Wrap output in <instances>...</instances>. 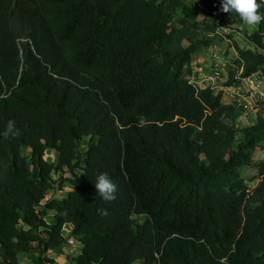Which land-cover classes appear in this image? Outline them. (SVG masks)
Here are the masks:
<instances>
[{"label": "trees", "instance_id": "trees-1", "mask_svg": "<svg viewBox=\"0 0 264 264\" xmlns=\"http://www.w3.org/2000/svg\"><path fill=\"white\" fill-rule=\"evenodd\" d=\"M199 4L0 0V264L55 263L67 225L82 245L69 264H264V160L255 188L245 178L264 116L240 128L223 91L192 81L226 38V87L264 75V21L242 48L217 23L239 15ZM101 173L115 200L96 193ZM55 185L70 190L43 205Z\"/></svg>", "mask_w": 264, "mask_h": 264}, {"label": "rangeland", "instance_id": "rangeland-1", "mask_svg": "<svg viewBox=\"0 0 264 264\" xmlns=\"http://www.w3.org/2000/svg\"><path fill=\"white\" fill-rule=\"evenodd\" d=\"M189 2L194 4L196 7H199L200 5L199 0H189ZM217 23L219 25V32L224 36L228 34H233L234 42H237L240 47L242 48L253 47V44L248 42V36L256 30L258 24L251 26L249 25L238 26V24L234 20L229 19L227 17H219ZM226 52H228V54ZM214 53H217L219 55L220 54L224 55V59L225 56H227L228 58L227 57L226 58L229 59L230 62L238 57V52L235 46L233 45V43H230L229 39L226 38L223 42H221V44L217 46H212L202 51L200 55L195 56L194 60H196L199 56L198 66L196 64L194 65L195 71L203 68V63H207L208 61L210 62L211 59L217 60V58L214 57L215 56ZM222 62L225 65V71H223L224 74H221L219 72L220 68L216 67L218 69L213 74L212 73H210L209 75L206 74V77L204 79L194 78L195 83L198 84L200 87L211 86L214 89L215 93L223 91L222 101L225 104L234 105V101L232 99L233 98L232 92H239L240 95L237 98V100L249 101L252 103L253 107L247 110L241 108L240 106L237 107V111L235 114L236 124L240 128H244L245 126L252 125L257 121L261 113L264 116V101H260L256 97L251 98V92L249 88H247L244 82L243 83L241 82V79L238 80V82L240 81L237 85L239 86L238 88H236L235 86L226 87L225 84L227 81V71H226L227 60L225 59ZM207 70H208V66H205L203 71H207ZM45 158L46 160L54 164H57L59 160L58 155L55 151H48L46 153ZM261 160H264V151L257 150L254 158V162L256 163V165L253 164L245 170V178H247L248 180L249 178H255L253 181L250 180L248 181V185L251 188H255L260 182V179H258L257 177L259 173L257 169V163L260 162ZM60 174L61 172L54 174L53 179L58 180ZM69 190H70L69 188H65L63 191H61L57 189V186L55 185L54 189L48 194L47 199L44 200L42 204L43 205L46 204V202L51 198L65 197L68 194ZM53 214H54L53 211L51 210L48 211L47 220L49 222L54 221ZM139 219L143 220L144 217H140ZM72 228L73 227L71 225H67L65 227V236L67 240H66V244L64 245V254L61 255L50 254L51 257L55 258V263H51V264H69L70 262H72L73 258L81 252L82 245L79 242L69 237ZM0 254H1V250H0ZM0 260H1V256H0ZM20 264H34V263L30 261L27 255L22 254L20 255Z\"/></svg>", "mask_w": 264, "mask_h": 264}, {"label": "clouds", "instance_id": "clouds-1", "mask_svg": "<svg viewBox=\"0 0 264 264\" xmlns=\"http://www.w3.org/2000/svg\"><path fill=\"white\" fill-rule=\"evenodd\" d=\"M264 4V0H221L220 11L224 13L236 12L245 25H256L264 21V14L260 13V8ZM144 117L139 118V126L146 124ZM2 135L7 139L10 136L19 135V130L15 127V121H8ZM96 193L105 201H112L116 198L117 187L110 179L107 173L98 175L94 184ZM102 214L107 215V211L103 210Z\"/></svg>", "mask_w": 264, "mask_h": 264}, {"label": "built area", "instance_id": "built-area-1", "mask_svg": "<svg viewBox=\"0 0 264 264\" xmlns=\"http://www.w3.org/2000/svg\"><path fill=\"white\" fill-rule=\"evenodd\" d=\"M192 81L195 83L194 78L192 79ZM242 83L244 82L247 86V88H249L250 92H251V98L252 97H256L258 98L260 101H264V75L259 72L256 73L248 78H244L241 79ZM198 85V84H196ZM238 88V87H236ZM233 94V101H234V105L236 107H241L245 110L247 109H251L253 107L252 103L249 101H244V100H237V98L239 97L240 93L239 92H232ZM238 101V102H237ZM237 103V104H236Z\"/></svg>", "mask_w": 264, "mask_h": 264}, {"label": "crops", "instance_id": "crops-1", "mask_svg": "<svg viewBox=\"0 0 264 264\" xmlns=\"http://www.w3.org/2000/svg\"><path fill=\"white\" fill-rule=\"evenodd\" d=\"M200 54H201V52L198 55H200ZM214 54H215L214 57L217 58V60L216 59H211L210 62L208 61L207 63H203V68H201L200 70L194 71L195 74H194V77L193 78H195V79L196 78L204 79L206 77V74L207 75H209L210 73L213 74L218 68H220V71L219 72L221 74H224L223 71H225V65L222 62L223 60H225L224 59V55H222V54L219 55L217 53H214ZM198 62H199V56L194 61V65L196 64L198 66ZM205 66H208V70L207 71H203V69H204ZM216 67H218V68H216ZM239 82L236 83L235 87H239V86H237Z\"/></svg>", "mask_w": 264, "mask_h": 264}]
</instances>
